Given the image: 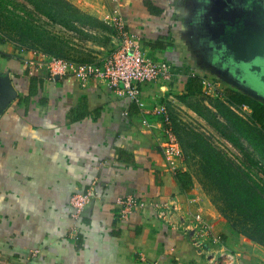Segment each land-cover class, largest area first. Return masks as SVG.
Wrapping results in <instances>:
<instances>
[{
    "label": "crops",
    "instance_id": "0c3cea01",
    "mask_svg": "<svg viewBox=\"0 0 264 264\" xmlns=\"http://www.w3.org/2000/svg\"><path fill=\"white\" fill-rule=\"evenodd\" d=\"M70 1L116 20L146 55L170 64L169 84L141 87L146 105L171 112L182 97L203 93L187 91L194 75L220 94L231 89L264 103V0H147L154 11L146 0ZM31 76L36 91L24 102ZM7 77L16 97L0 114V264H228L219 256L227 252L231 264H264V246L233 229L193 178L190 191L180 189L182 159H167L158 118L145 124L125 93L98 78L30 74L6 39L0 87ZM88 192L75 214L72 196ZM126 196L145 204L122 217ZM163 204L177 208L175 225L158 217ZM193 212L208 231L193 228Z\"/></svg>",
    "mask_w": 264,
    "mask_h": 264
},
{
    "label": "trees",
    "instance_id": "16d2710c",
    "mask_svg": "<svg viewBox=\"0 0 264 264\" xmlns=\"http://www.w3.org/2000/svg\"><path fill=\"white\" fill-rule=\"evenodd\" d=\"M32 2L36 7L48 12L55 9L56 14L58 13L63 19H65V14H69L74 15L75 18L81 16L98 21L97 18L83 12L67 0H32ZM145 3L150 11L155 10L147 0ZM104 26L110 28L106 24ZM4 41L6 38L0 34V43ZM186 86L190 93L200 92V77L194 75L188 78ZM35 91L36 78L31 76L22 100L28 102ZM221 93L222 98H215L214 104H210V106L201 104L193 109L208 120L226 140L233 143L239 150L244 151V155L251 162L250 166L245 165V161L237 163L226 157L199 132L192 134L186 147L199 155L202 172L210 179V183L217 193V198H213L212 202L219 212L231 221L229 222L233 229L264 246V185L256 178L254 171V166H258L261 173L264 174V103L253 96L231 89H225ZM229 104L246 105L252 110L251 114L244 116ZM242 140L248 143L247 147L242 144ZM248 147L251 148L253 154L259 156L263 163L248 151ZM174 176L182 191L188 192L192 189L193 181L190 172L178 170ZM217 201L221 204L218 205Z\"/></svg>",
    "mask_w": 264,
    "mask_h": 264
},
{
    "label": "rangeland",
    "instance_id": "374dc122",
    "mask_svg": "<svg viewBox=\"0 0 264 264\" xmlns=\"http://www.w3.org/2000/svg\"><path fill=\"white\" fill-rule=\"evenodd\" d=\"M67 1L72 3L70 0ZM72 4L80 9L78 5ZM64 18L56 14L55 9L48 12L36 7L32 0H0V34L16 46L34 48L60 58L89 60L97 55L105 54L117 40L116 20L114 24H110L103 19L97 18L98 21H95L81 16L75 18L74 15L69 14H65ZM104 24L110 28L105 27ZM215 98H217L216 95L210 96L205 93L190 95L182 97L171 109L173 127L179 137L181 159L186 171L190 172L193 180L208 195L211 202L217 198V193L210 179L202 172L199 155L186 147L194 132L201 133L226 157L237 163L245 161V165L250 166L251 164L248 157L244 155V151L226 140L208 120L194 111L193 108L201 104L209 106L214 104ZM238 112L248 116L244 110H238ZM241 142L246 147L248 146L245 140ZM248 149L252 152L250 147ZM252 155L262 162L257 154L252 152ZM259 169L258 166H254L255 176L264 185V174ZM217 204L221 203L217 201ZM220 214L228 222L230 221L221 212Z\"/></svg>",
    "mask_w": 264,
    "mask_h": 264
},
{
    "label": "built area",
    "instance_id": "2783aa9c",
    "mask_svg": "<svg viewBox=\"0 0 264 264\" xmlns=\"http://www.w3.org/2000/svg\"><path fill=\"white\" fill-rule=\"evenodd\" d=\"M117 40L112 48L105 54L97 55L89 60H74L60 58L46 54L34 48L19 46L22 63L29 69L30 74H39L45 71L48 77L71 74L78 82H86L98 78L109 87L125 93L140 108L143 122L151 125L150 118H158L160 134L156 140L164 155L173 162L181 159L182 151L179 139L174 131L172 114L166 104L146 105L140 97L141 87L152 82L162 85L169 84L173 78L170 64L163 60H154L146 55L137 38L126 30L123 25L116 24ZM202 92L210 96L221 94L214 81L201 79ZM90 192L75 194L71 198V204L75 214L80 212L84 202H87ZM120 216L125 217L137 206L145 204L144 200L126 196L120 198ZM176 213L174 205L163 204L158 207V217L164 221H171V215ZM178 215H180L178 213ZM182 217L185 218L184 215ZM193 228L198 231H208V223L199 212L192 213ZM175 225L174 222L171 224ZM196 246H201V241H195ZM231 264L234 255L231 252L219 254Z\"/></svg>",
    "mask_w": 264,
    "mask_h": 264
},
{
    "label": "water",
    "instance_id": "95a60500",
    "mask_svg": "<svg viewBox=\"0 0 264 264\" xmlns=\"http://www.w3.org/2000/svg\"><path fill=\"white\" fill-rule=\"evenodd\" d=\"M261 73H264V67H263V72ZM262 84L264 85V80L262 81ZM15 97H16V90L11 85L10 79L8 77L4 78L2 80V85L0 87V114L2 113L4 108L9 104V102Z\"/></svg>",
    "mask_w": 264,
    "mask_h": 264
}]
</instances>
